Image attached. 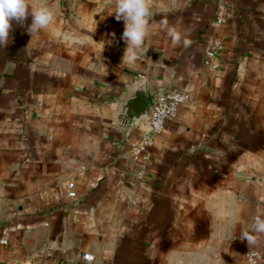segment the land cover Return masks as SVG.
Returning <instances> with one entry per match:
<instances>
[{"label": "crops", "instance_id": "obj_1", "mask_svg": "<svg viewBox=\"0 0 264 264\" xmlns=\"http://www.w3.org/2000/svg\"><path fill=\"white\" fill-rule=\"evenodd\" d=\"M36 2L57 35L31 37L29 16L0 48V261L264 264V234L243 237L264 217V0H148L132 66L115 0ZM141 79L150 109L159 91L189 100L136 158L148 120L123 148L114 120Z\"/></svg>", "mask_w": 264, "mask_h": 264}, {"label": "clouds", "instance_id": "obj_2", "mask_svg": "<svg viewBox=\"0 0 264 264\" xmlns=\"http://www.w3.org/2000/svg\"><path fill=\"white\" fill-rule=\"evenodd\" d=\"M113 13L117 21H124L121 39L125 41L126 47L122 64L132 66L137 59L135 50L142 48L147 43L148 0H115L114 7L108 14ZM29 16L31 23L27 24L26 31L31 34V37L42 30L49 31L53 37L57 35L51 29L53 13L46 6L38 4L36 0H0V48L8 45L14 25L23 26ZM166 22L162 20V23ZM168 34L174 44L186 46L189 43L187 36L175 27L169 29ZM260 234H264V217L256 216L253 218L250 231L244 233L243 237L247 239L250 246H253L257 244ZM200 264H211V262L205 257Z\"/></svg>", "mask_w": 264, "mask_h": 264}, {"label": "built area", "instance_id": "obj_3", "mask_svg": "<svg viewBox=\"0 0 264 264\" xmlns=\"http://www.w3.org/2000/svg\"><path fill=\"white\" fill-rule=\"evenodd\" d=\"M220 21L221 19H219V22ZM223 48V43L221 41H216L213 47L206 51V62L209 65H213V57L219 50H222ZM188 100V94L184 91L177 89L159 91L155 95L149 112V129L145 132L142 142L134 146L133 152L136 158L141 157L143 152L146 150L147 146L152 144L155 138L162 134L167 122L177 117L181 106L186 104ZM68 189L70 196H76L74 183H70ZM7 244L8 239L6 237L0 236V246H5ZM84 258L86 260H92L93 255L90 253H85ZM247 260L250 263L258 262V253L255 250H250L247 253ZM0 264L5 263L0 261Z\"/></svg>", "mask_w": 264, "mask_h": 264}, {"label": "water", "instance_id": "obj_4", "mask_svg": "<svg viewBox=\"0 0 264 264\" xmlns=\"http://www.w3.org/2000/svg\"><path fill=\"white\" fill-rule=\"evenodd\" d=\"M150 112L147 84L141 79L127 89L115 112L114 129L118 132L120 148L125 146L132 128L148 120Z\"/></svg>", "mask_w": 264, "mask_h": 264}]
</instances>
